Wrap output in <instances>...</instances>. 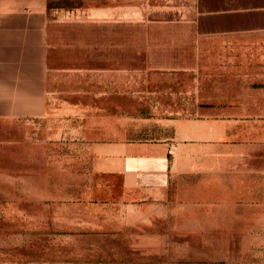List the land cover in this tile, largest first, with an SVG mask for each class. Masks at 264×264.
Segmentation results:
<instances>
[{
  "label": "rangeland",
  "instance_id": "374dc122",
  "mask_svg": "<svg viewBox=\"0 0 264 264\" xmlns=\"http://www.w3.org/2000/svg\"><path fill=\"white\" fill-rule=\"evenodd\" d=\"M94 3L49 0L45 111L0 118V264L172 260L178 239L214 264H264V32L183 39L135 23L113 39ZM120 158L165 161L167 185L127 184L109 163ZM123 191L171 196L127 211ZM173 191L212 204L193 231L177 230Z\"/></svg>",
  "mask_w": 264,
  "mask_h": 264
},
{
  "label": "crops",
  "instance_id": "0c3cea01",
  "mask_svg": "<svg viewBox=\"0 0 264 264\" xmlns=\"http://www.w3.org/2000/svg\"><path fill=\"white\" fill-rule=\"evenodd\" d=\"M94 7L109 12L111 30L123 25L125 39H132L134 24L175 25L187 39L233 33L264 32V0H94ZM54 19L49 0H0V118L40 117L45 111L50 60L49 37ZM113 28V29H112ZM144 30V29H143ZM190 37V36H189ZM249 118V117H240ZM113 159L112 171L136 188H162L168 183L167 163L151 159ZM124 163L120 167L117 164ZM116 202L127 211L144 207H167L170 191H123ZM177 230L193 231V215L211 207L206 193L173 191ZM134 203H137L134 205ZM202 221L198 230H205ZM203 224V225H202ZM178 250L172 260L164 251H150L153 261L140 264H214L209 253L198 250L199 242L175 241ZM147 244H157L149 242ZM141 246V243L139 244ZM147 247H153L148 245ZM155 247V246H154ZM205 247V246H201ZM147 254V252L145 253Z\"/></svg>",
  "mask_w": 264,
  "mask_h": 264
}]
</instances>
